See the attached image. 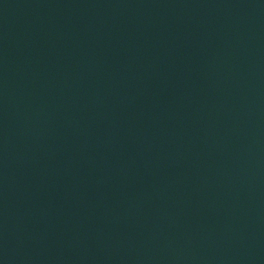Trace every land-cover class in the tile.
Returning <instances> with one entry per match:
<instances>
[{
	"label": "water",
	"instance_id": "obj_1",
	"mask_svg": "<svg viewBox=\"0 0 264 264\" xmlns=\"http://www.w3.org/2000/svg\"><path fill=\"white\" fill-rule=\"evenodd\" d=\"M0 264H264V0H0Z\"/></svg>",
	"mask_w": 264,
	"mask_h": 264
}]
</instances>
